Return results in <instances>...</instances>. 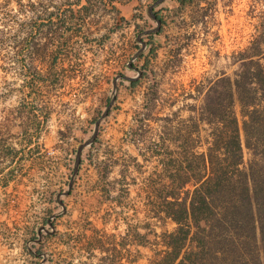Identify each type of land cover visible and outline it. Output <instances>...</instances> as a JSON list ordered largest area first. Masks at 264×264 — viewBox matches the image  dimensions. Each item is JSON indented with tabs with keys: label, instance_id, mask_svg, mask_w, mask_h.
<instances>
[{
	"label": "crops",
	"instance_id": "obj_1",
	"mask_svg": "<svg viewBox=\"0 0 264 264\" xmlns=\"http://www.w3.org/2000/svg\"><path fill=\"white\" fill-rule=\"evenodd\" d=\"M163 2L167 12L175 14L178 2ZM118 6L126 11V18L133 17L135 4L132 1ZM135 24H138L137 18L103 38L111 28L109 22L101 29L96 28L91 39L84 37L85 42L108 53L119 44L113 43V36L127 30L132 32ZM162 30L152 40L155 36H161ZM136 37L135 34V40ZM158 42L159 48H156V55L150 62L155 63V68L162 69L163 66L157 63L161 59L158 51L163 41L159 39ZM183 49L182 46H175L166 50L163 65H167V69L176 68L170 60L179 59ZM56 55L53 62L60 56ZM101 57L105 59L98 72L96 68L86 75L75 73L70 71V61L69 68L62 65L61 74L57 72L56 65L50 72L38 73V97L43 101L41 99L38 107L33 106L30 112L25 108V114L30 116L28 122L9 142V147L3 145L6 149L0 151V264H136L142 256L134 253V256L128 257L124 252L130 253L134 246H137L135 252H140L138 248L149 244L146 229L149 221L131 222V217L138 211L134 205L129 206L127 199L133 192L140 195L141 191L147 190L148 198L154 199L151 180L161 167L152 154V141L148 142L149 145L145 143L147 141L139 131L144 132L142 126L151 121L157 123L158 118L140 115L144 114L142 110L147 109L149 102L152 103L151 107L161 109L163 106L172 108L175 104L174 101L165 105L160 103L162 99L158 87L153 96L149 92L151 85L145 86V81L139 77L134 79H139L137 84L131 86L129 83L130 87L124 89L125 85L118 82L117 91L118 95H122L120 104L123 107L115 112L107 123L108 127L100 129L89 151L90 162L87 165L82 162L68 190L71 166L68 162L71 161L70 152L75 147L72 134L76 135L79 127L89 124V111L101 108L102 103L97 102V96L106 93L108 90L104 92L105 86L109 89L108 84L113 85V79L117 76V73L110 74L109 56L101 54ZM95 58L99 56H93L91 60ZM102 77L105 78V85L100 80ZM192 92L195 93L194 90ZM131 106L137 107L132 116ZM136 113L138 118L135 117ZM111 115L112 112L107 117ZM129 148L135 151L131 152ZM139 157L143 161H155L148 177H140ZM67 190L68 194L63 195ZM128 208L133 211L131 216L126 215ZM153 209L151 201L145 212L150 219L159 221ZM168 221L174 223L167 219L161 226ZM119 224H123L121 230ZM140 229L145 231L140 232ZM155 232L152 231L153 236ZM144 233L147 235L146 244H142L139 238ZM154 246L150 249L153 259L149 264L156 259V251L160 247ZM95 257L97 261L92 262Z\"/></svg>",
	"mask_w": 264,
	"mask_h": 264
},
{
	"label": "trees",
	"instance_id": "obj_2",
	"mask_svg": "<svg viewBox=\"0 0 264 264\" xmlns=\"http://www.w3.org/2000/svg\"><path fill=\"white\" fill-rule=\"evenodd\" d=\"M129 1L66 0L62 11L57 6L37 15L33 30L36 35L42 26L55 24L69 29L83 21L95 3H101L117 14L109 33L103 35L106 38L126 21L118 5ZM176 1L175 14L179 15L194 0ZM159 5L153 8L161 22L159 31L141 35L147 45L166 22ZM135 31L137 35L144 30L136 24ZM145 52L138 56L146 58L139 67V78L145 76L156 47ZM232 63L236 65L232 76L222 71L205 84L193 85L187 97L201 96V104L188 105L190 114L179 126L168 127L173 119L163 117L166 124L152 142V154L161 167L151 180L153 211L161 223L169 219L175 227L154 233V244L160 247L151 264H264V43L260 37L237 51ZM32 75L37 76L34 67ZM138 81L129 83L134 86ZM149 89L154 96L155 85ZM244 149L250 155L246 164ZM139 238L147 243L145 233Z\"/></svg>",
	"mask_w": 264,
	"mask_h": 264
},
{
	"label": "rangeland",
	"instance_id": "obj_3",
	"mask_svg": "<svg viewBox=\"0 0 264 264\" xmlns=\"http://www.w3.org/2000/svg\"><path fill=\"white\" fill-rule=\"evenodd\" d=\"M65 1L0 0V151L2 149L5 151L6 148L3 145L9 147V142L15 139V135L28 122L30 116L25 114V108H28L30 112L33 106L37 105L38 107L42 99L38 97L37 82L40 71L42 73L50 72V69H54L53 65H56L57 72L61 74L62 65L65 64V67L69 68L68 65L72 61L70 71L86 75V73L94 72L97 68L98 72L102 66V61L105 59L101 57V54H106L111 60L108 63L110 74L117 73L116 75L127 77L138 75L136 70L128 66L131 56L140 47V43L134 39L135 28H132V32L127 30L113 36V43L119 44L110 51L107 50L108 53H103L102 50L97 47L93 48L85 42L84 37L91 39L93 37L91 34L96 28L101 29L109 22H111L112 27L114 19L117 17L115 12L107 11L101 3H95L89 15L83 21L74 22L71 27L69 26V29L57 24L53 25L52 28L42 26L38 34L35 35L33 19L37 15H44L46 11L56 10L57 6L61 7L60 11H62L66 8L65 5H62ZM132 2L135 4L133 17H128L126 21L120 22L121 26L117 31L136 18L138 25L144 31L154 27L155 21L147 14V7L153 0H132ZM157 9L165 17L166 22L162 27L161 36H155L154 40L152 38L151 44L147 45L146 43L144 50L147 54L150 48L158 47L159 39L163 41V46L158 51L161 59L157 64L163 66L164 72L163 68L158 69L157 66L155 68V63L150 62L152 57H149L148 54L149 63L146 74L140 79L145 81V86L154 84L156 85L155 89L159 88L162 99L160 103L165 105L174 101L175 104L172 108L163 106L161 109V107H151L152 103L149 102L147 109L142 110L144 114H141V117L148 114L158 118L157 123L152 121L147 123L149 122L147 121L148 125L142 126L144 132L139 131V134L147 141L145 143L156 140L161 130L159 124H166L163 117L169 116L173 119L168 127L169 125L179 126L181 124L179 121L185 119L189 114L188 105L194 104L198 107L201 104V96L194 99L187 97V93L190 92L193 85L205 84L207 78H214L222 71L232 76L236 70V65L232 61L237 51L247 47L257 36L264 43V0H194L186 5L179 15L167 12L164 2L160 3ZM121 13L124 15L126 11L121 10ZM146 40L147 38L144 37L145 42ZM175 46L184 48L182 55L175 61L174 59L170 60L176 65V68L167 69V65H163L166 58L164 52ZM55 54L60 56L53 62ZM93 56H99V58L91 60ZM145 59L137 57L132 63L139 70ZM172 62L169 64L171 65ZM33 67L37 70V76L32 75ZM100 80L105 81V78L102 77ZM118 82L125 85L123 89L130 87L128 80L119 78L117 90ZM105 87L107 88V86ZM108 87L109 89H104V92L108 90L106 93L97 96V102L102 103L101 108L89 111L91 116L89 124L86 127H79L76 135L72 134L74 138L72 137L71 140L72 142L75 141V147L70 152L71 161L68 162L71 165L70 168L74 164L77 146L92 134L94 129L93 118H98L101 115L106 107L107 99H110L113 85L109 83ZM120 97L122 95H118L117 91L107 114L109 116V113L112 112V115L110 118L106 116L101 120L97 134L100 133V129L103 130V128L108 127L109 120H112L115 112H119L123 107L120 104L122 101ZM127 102L131 103L130 100ZM130 109L132 116L137 107L131 106ZM235 109L239 113L238 105L235 106ZM99 112L101 113L98 114ZM174 112L176 116H174ZM135 117L138 118V113L135 114ZM239 120H241L240 116ZM92 148L93 146L88 145L82 153L83 163L86 165L90 162L89 151ZM129 150L135 151L133 148H129ZM123 158L127 159L126 156ZM249 158V153L244 149L245 164ZM138 159L141 163L138 168L142 171L140 177H148L154 169L155 161L153 159L143 161L140 157ZM135 167L137 168V166ZM69 174L71 175L70 170ZM147 195L148 190L147 192L141 191L140 195L133 192L127 199L129 206L134 205L138 211L134 217H131L130 221L133 223L149 221L146 227L149 233L147 238L149 244L146 247L138 248L140 252H135L137 246L132 247L130 253L124 252L128 257L134 256V253H137V256L141 255L142 258L136 264H149L150 259H153L150 250L155 247L152 231L160 232L162 229L171 231L175 227V224L170 221L161 226L163 224L161 221L155 222L154 219L147 216L145 211L148 209V204L153 201ZM125 212L126 215L130 216L133 214L131 208ZM118 228L121 230L123 224H119ZM144 231V229H140V232ZM96 261V257L93 258L92 262Z\"/></svg>",
	"mask_w": 264,
	"mask_h": 264
},
{
	"label": "water",
	"instance_id": "obj_4",
	"mask_svg": "<svg viewBox=\"0 0 264 264\" xmlns=\"http://www.w3.org/2000/svg\"><path fill=\"white\" fill-rule=\"evenodd\" d=\"M164 0H155L153 1L148 7H147V14L148 16L155 21L156 25L150 29H147L145 31H143L142 33H139L137 34V37H136V40L140 43V47L138 48V50L131 56L129 62H128V66L130 68H133L134 70L137 71V76L136 77H127V76H124V75H117L114 79H113V91L111 93V96H110V99L108 101V104L106 105L105 109L102 111L101 115L96 119V121L94 122V129L92 131V134L90 135V137H88L85 141H83L82 143H80L78 146H77V149H76V153H75V158H74V164H73V168H72V173L70 175V178H69V183H68V190H70L73 182H74V179L78 173V170H79V166H80V162H81V155H82V151H83V148L90 145L91 143L94 142V140L96 139L97 137V133H98V130H99V125H100V122L101 120L107 116L108 114V111L115 99V95H116V92H117V80L119 78H123V79H126V80H134L136 79L137 77L140 76V71L137 70L134 66L131 65L132 61L137 58L145 49L146 47V42L144 40L141 39V35L143 34H154V33H157L160 29V25H161V22L159 19H157L153 13V8L157 5H159L160 3H162ZM68 190L65 191L64 193H62L63 195H67L68 194ZM60 204L62 203L61 201L59 202ZM51 226V224H50Z\"/></svg>",
	"mask_w": 264,
	"mask_h": 264
},
{
	"label": "built area",
	"instance_id": "obj_5",
	"mask_svg": "<svg viewBox=\"0 0 264 264\" xmlns=\"http://www.w3.org/2000/svg\"><path fill=\"white\" fill-rule=\"evenodd\" d=\"M29 243V242H28Z\"/></svg>",
	"mask_w": 264,
	"mask_h": 264
}]
</instances>
